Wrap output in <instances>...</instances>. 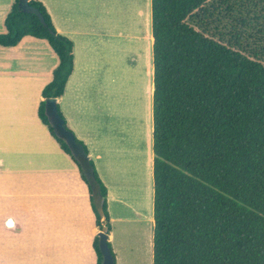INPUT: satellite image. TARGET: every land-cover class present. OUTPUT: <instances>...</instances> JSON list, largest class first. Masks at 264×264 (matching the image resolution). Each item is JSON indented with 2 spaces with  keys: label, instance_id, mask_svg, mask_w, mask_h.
<instances>
[{
  "label": "crops",
  "instance_id": "crops-1",
  "mask_svg": "<svg viewBox=\"0 0 264 264\" xmlns=\"http://www.w3.org/2000/svg\"><path fill=\"white\" fill-rule=\"evenodd\" d=\"M13 1L0 0V33ZM40 1L74 44V70L57 101L107 187L117 264L132 258L145 264V244L153 264L151 0ZM58 63L42 38L0 45V264H97L93 241L100 229L88 185L39 115L43 88ZM139 70L140 89L134 86ZM116 222L123 233H137L133 253L116 242Z\"/></svg>",
  "mask_w": 264,
  "mask_h": 264
},
{
  "label": "trees",
  "instance_id": "trees-1",
  "mask_svg": "<svg viewBox=\"0 0 264 264\" xmlns=\"http://www.w3.org/2000/svg\"><path fill=\"white\" fill-rule=\"evenodd\" d=\"M26 1L44 21L14 0L0 45L34 36L57 54L39 115L78 164L96 224L110 234L108 190L94 162L102 201L46 114L47 99L64 94L74 70L73 41L57 31L40 0ZM151 10L153 264H264V0H151ZM93 247L103 264L99 235Z\"/></svg>",
  "mask_w": 264,
  "mask_h": 264
},
{
  "label": "water",
  "instance_id": "water-1",
  "mask_svg": "<svg viewBox=\"0 0 264 264\" xmlns=\"http://www.w3.org/2000/svg\"><path fill=\"white\" fill-rule=\"evenodd\" d=\"M20 3L22 4L23 9L25 11L36 13L41 18V20L44 21V17L37 8H35L34 6H30L26 0H20ZM57 105H58L57 98L47 99L46 114L49 118V122L53 126L56 134L67 142L73 154L81 163L84 172L95 184L98 197L102 201L100 186L94 175V167L90 163L89 154L84 150V148L79 143L75 141L74 132L66 128L65 121L60 116ZM12 223L13 221L9 219L8 224L12 225ZM98 235H99V246L103 255V264H116V259L109 245L110 234L106 230H101L99 231Z\"/></svg>",
  "mask_w": 264,
  "mask_h": 264
},
{
  "label": "rangeland",
  "instance_id": "rangeland-1",
  "mask_svg": "<svg viewBox=\"0 0 264 264\" xmlns=\"http://www.w3.org/2000/svg\"><path fill=\"white\" fill-rule=\"evenodd\" d=\"M142 74L144 75V73H141L140 70L138 72L134 73V86L136 88H139V89L143 85ZM139 89L137 90L138 93L140 92ZM113 224H114L113 230L115 232L116 242H119V243L123 242L126 245L127 252H129V249H131V247L129 248V246H132V245H130L132 242V238L135 240L137 238V240H139L137 233L136 232L132 233L133 230H129V229H127V231L123 233V228L121 227L120 224H118L117 222L113 223ZM132 248L135 251L133 246H132ZM148 248H149L148 245L146 247V244H145V248L143 249V252H145V264H152V253H151V251L148 250ZM131 250L129 253H133V252H131ZM123 261H124V264H129L126 262V260H123ZM135 261H137V260H134V258H132L130 264H135L134 263ZM116 264H117V261H116Z\"/></svg>",
  "mask_w": 264,
  "mask_h": 264
}]
</instances>
